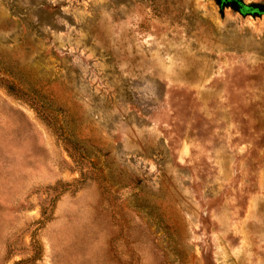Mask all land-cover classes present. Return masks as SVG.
Returning a JSON list of instances; mask_svg holds the SVG:
<instances>
[{"label":"rangeland","instance_id":"374dc122","mask_svg":"<svg viewBox=\"0 0 264 264\" xmlns=\"http://www.w3.org/2000/svg\"><path fill=\"white\" fill-rule=\"evenodd\" d=\"M0 264H264V16L0 0Z\"/></svg>","mask_w":264,"mask_h":264},{"label":"water","instance_id":"95a60500","mask_svg":"<svg viewBox=\"0 0 264 264\" xmlns=\"http://www.w3.org/2000/svg\"><path fill=\"white\" fill-rule=\"evenodd\" d=\"M212 1L218 9L221 19L225 17V10H231L237 13L243 19L250 17L252 19H262L264 16V3L262 2H245L244 0H208Z\"/></svg>","mask_w":264,"mask_h":264}]
</instances>
